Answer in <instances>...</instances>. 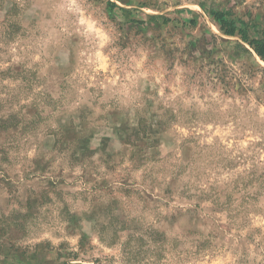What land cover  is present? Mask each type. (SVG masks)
<instances>
[{
  "label": "rangeland",
  "instance_id": "374dc122",
  "mask_svg": "<svg viewBox=\"0 0 264 264\" xmlns=\"http://www.w3.org/2000/svg\"><path fill=\"white\" fill-rule=\"evenodd\" d=\"M210 10L264 29V0H0V264H264V61Z\"/></svg>",
  "mask_w": 264,
  "mask_h": 264
},
{
  "label": "trees",
  "instance_id": "16d2710c",
  "mask_svg": "<svg viewBox=\"0 0 264 264\" xmlns=\"http://www.w3.org/2000/svg\"><path fill=\"white\" fill-rule=\"evenodd\" d=\"M207 12L224 35L239 38L254 51L257 57L264 61V29L258 31L250 23L233 20L228 13L223 11L210 10ZM149 19L155 21L158 17L151 16ZM167 22V19L163 20V23Z\"/></svg>",
  "mask_w": 264,
  "mask_h": 264
}]
</instances>
